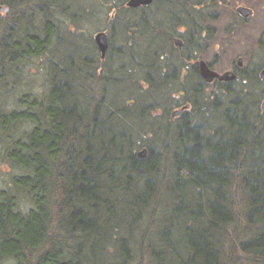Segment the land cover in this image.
<instances>
[{
	"label": "trees",
	"instance_id": "obj_1",
	"mask_svg": "<svg viewBox=\"0 0 264 264\" xmlns=\"http://www.w3.org/2000/svg\"><path fill=\"white\" fill-rule=\"evenodd\" d=\"M82 2L0 0V156L11 171L0 191V264H264L261 98L234 82L222 87L226 108L219 97L201 106L202 80L177 83L192 56L164 52L174 35L153 23L151 6L122 10L141 11L131 46L116 51L119 65L129 50L122 68L139 51L136 74H105L111 32L104 59L93 38L74 45L49 59L42 95L9 104L24 65L71 36L63 18L76 21ZM163 2L197 26L182 0ZM248 79L261 84L257 72ZM113 83L128 89L111 92ZM176 88L186 106L177 119L167 109Z\"/></svg>",
	"mask_w": 264,
	"mask_h": 264
},
{
	"label": "rangeland",
	"instance_id": "obj_2",
	"mask_svg": "<svg viewBox=\"0 0 264 264\" xmlns=\"http://www.w3.org/2000/svg\"><path fill=\"white\" fill-rule=\"evenodd\" d=\"M82 1L83 6L81 5L78 7L76 4L75 6L78 7L77 9L79 11L85 8L86 15H84V11H80L79 13L81 15L76 21L72 20L69 16L63 18L65 26L61 33H63V35L71 34V36H65L55 47H50L46 55L32 58L24 65L25 71L21 79V84L8 99L11 106H17L16 100H19L24 93L42 95L47 90L49 59L53 58L57 60L59 58L64 60L66 55L78 52L79 48H75L74 45L78 46L81 44L86 46V44H89L88 41L91 40V38H93L95 42L94 35L99 31L107 30L110 34L112 32V57L110 62H106L108 68L105 69V74L108 75L110 73L108 72L109 70L116 71L118 66L122 69L121 72L123 73L127 65L124 68H122L121 65L131 64L129 60H127L128 57H126L128 53L126 50L128 49H124L126 54L122 56V58L126 59H123L119 65L116 58V51L118 48L126 47L127 45L131 46L130 43L133 42V36L131 35L134 29L132 28L133 22L139 18V13L141 11L135 10L136 12H133L128 10L125 12L127 9L131 8L127 6V1H125L124 7H119V10L116 11L119 13L118 23L112 24V22L116 21L113 20L116 16V12L112 10V4H110L112 0ZM114 1L121 3V0ZM182 1L185 4L184 6H188V9L193 12V17L197 20V26H191L188 23V18L181 15L180 9L176 11V7L174 6H172V8L171 6H165L163 0H155L151 6V11L148 10V15L155 21L153 22L154 24L157 23L158 26L166 29L168 33L174 35L173 38H179L183 41L182 46H177L173 40L170 43L167 42L168 45L164 47V52L169 53L172 47H174L177 49L175 51H177L178 54L182 53L185 54V56L191 54L192 56L187 62V69L180 75V79L177 83L185 84L186 82H192V84H195L197 80L198 82L201 81L200 76L198 78L197 76L191 77L190 70L191 66H193L198 58L212 63L214 68L218 71L230 70L239 58L243 59V67L246 69L259 67L264 61V46L261 45H264V43H261L264 30V0H202L201 4H198V0ZM74 2L75 1H72V3ZM240 5L253 8L256 12L254 17L246 22L242 20V18L234 13V10ZM201 11L203 13L202 16H197ZM5 13L6 12L1 11L0 15L6 16ZM204 16H214V19L205 20ZM131 20L132 22H130ZM162 44L164 43L162 42ZM91 45L90 43V47ZM51 49L55 51L56 57ZM137 50H139V48H137ZM168 56L170 58V55ZM135 57L137 59V62L134 60L135 66L133 68L128 66L126 72L137 73L134 68H138L137 64L140 61L139 51H136ZM98 72L99 70L97 74ZM122 73L119 72V76H122ZM235 87L236 89L238 87L241 91L255 92V99L261 98L260 103H262L264 97H261L260 94L264 92V84H256L250 82L248 79L245 84L240 83L239 86ZM110 89L111 92L115 93L119 92L121 89L128 88L125 85L113 83ZM181 90L182 88H176L174 90L175 97L167 107L170 114L176 110V104L184 99V97L180 95ZM225 92L226 91L220 86H205L199 97L202 101L201 106L202 104L210 105L216 97H219L222 100L221 109L226 108L229 105V97ZM118 98L119 97L113 96L112 99L115 103H118ZM159 112L162 113L163 108L160 109ZM206 121L212 123L210 119H206ZM219 122L220 120L216 119L212 126L214 127L219 124ZM3 148L4 147L1 145L0 154ZM10 173L11 171L8 164L3 163L0 156V191L7 185Z\"/></svg>",
	"mask_w": 264,
	"mask_h": 264
},
{
	"label": "water",
	"instance_id": "obj_3",
	"mask_svg": "<svg viewBox=\"0 0 264 264\" xmlns=\"http://www.w3.org/2000/svg\"><path fill=\"white\" fill-rule=\"evenodd\" d=\"M153 1L154 0H128L127 6L132 7V8H137L140 6H149L153 3ZM3 10L7 11L8 9L4 8ZM236 11L244 18L249 17L253 13V10L251 8H249L247 6H243V5L238 6L236 8ZM94 39H95V42L99 48V51L101 53L102 58H105L107 51L109 49V46H110L109 33L107 32V30L99 31L94 35ZM175 44L177 46H182L183 41L179 38H176ZM198 63H199V67H200V73H201L202 77L207 82H212L214 80V78H218L219 80H222V81H232L235 79H237V80L240 79L239 76H237L236 73L232 70H229V71H226V72L220 74L217 71L212 70L205 60H199ZM238 64L240 66L243 65V59L242 58L238 59ZM260 77H261V80L264 81V70L261 73ZM184 109L185 108H179V109L174 110L171 114V117L175 118V117L182 115V113L184 112ZM261 109H262V111H264V99H263L262 104H261ZM146 154H147L146 149H143L140 152L141 157H145Z\"/></svg>",
	"mask_w": 264,
	"mask_h": 264
},
{
	"label": "flooded vegetation",
	"instance_id": "obj_4",
	"mask_svg": "<svg viewBox=\"0 0 264 264\" xmlns=\"http://www.w3.org/2000/svg\"><path fill=\"white\" fill-rule=\"evenodd\" d=\"M154 2H155V0L153 1V3H154ZM153 3H152V4H153ZM152 4L149 5V6H152ZM143 7H144V6H140V7H137V8H135V9H141V8H143ZM145 7H146V6H145ZM251 9L253 10V13H252V15H250V16L247 17V18L242 17V16L236 11V9L234 10V13H236L240 18H242V20H244V21L246 22L247 20L252 19V18L254 17L255 13H256L255 10H254L253 8H251ZM263 21H264V20H263ZM262 34H263V35H262V39H261V41H264V30H263V33H262ZM109 35H110V34H109ZM175 39H176V38H173V39H172V40L174 41V43H175ZM199 60H203V59H200V58L196 59V62L194 63V65L198 68V73H199V75H200L201 73H200V67H199V63H198ZM207 63H208V62H207ZM208 65H209V67H210L212 70L217 71V72L220 73V74L226 72V71H218V70H216V69L214 68V65H213L212 63H208ZM243 66H244V65L240 66V65L238 64V60H237V62H236V63L231 67V69H230V70L234 71V72L236 73L237 76H239V78H240L239 80L235 79V80H232V81H222V80H219L218 78H214V80H213L212 82H207V81L202 77V75H200V78H201V80H202L203 87L208 86V85L220 86V87H227V86H229L230 84H233L234 82H239V83L242 82V83L245 84V83H246V74L248 75V74H250L251 72H257V76H258V78L261 80L260 75H261V73H262L263 70H264V61L260 64L259 67H255V68H253V69H246V68H244ZM227 71H229V70H227ZM261 83L264 84V81L261 80ZM176 107H177L176 109H179V108H185V109H186V106H183L181 102L178 103ZM185 109H184V112H185ZM184 112H183V113H184ZM183 113H182V115H183ZM182 115H180V116H178V117H175V119L180 118Z\"/></svg>",
	"mask_w": 264,
	"mask_h": 264
},
{
	"label": "bare ground",
	"instance_id": "obj_5",
	"mask_svg": "<svg viewBox=\"0 0 264 264\" xmlns=\"http://www.w3.org/2000/svg\"><path fill=\"white\" fill-rule=\"evenodd\" d=\"M201 75V74H200ZM140 155V154H139Z\"/></svg>",
	"mask_w": 264,
	"mask_h": 264
}]
</instances>
